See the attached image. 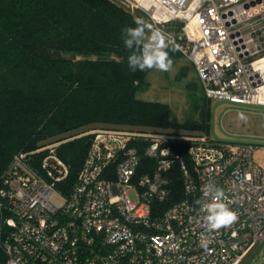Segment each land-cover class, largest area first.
<instances>
[{
    "label": "built area",
    "instance_id": "built-area-1",
    "mask_svg": "<svg viewBox=\"0 0 264 264\" xmlns=\"http://www.w3.org/2000/svg\"><path fill=\"white\" fill-rule=\"evenodd\" d=\"M110 1L174 41L205 98L264 106V32L234 30L254 18L264 29V0ZM87 133L67 192L56 184L69 171L55 153L58 142L38 149L48 150L42 172L19 153L2 174L4 264H237L264 241V143L114 127ZM174 143L184 144L186 158ZM142 155L154 167L139 174ZM174 165L182 195L171 201ZM209 182L238 213L230 227L209 231L195 203Z\"/></svg>",
    "mask_w": 264,
    "mask_h": 264
},
{
    "label": "trees",
    "instance_id": "trees-1",
    "mask_svg": "<svg viewBox=\"0 0 264 264\" xmlns=\"http://www.w3.org/2000/svg\"><path fill=\"white\" fill-rule=\"evenodd\" d=\"M134 17L140 16L110 0H0V186L16 154L25 153L42 172L48 150L38 149L58 142L55 153L69 171L56 184L67 192L88 149L87 131L94 128L188 134L206 129V100L192 102L197 120L173 123L167 104L137 98L150 70L128 67L122 31L136 26ZM170 56L182 55L170 49ZM183 145L172 146L186 158ZM153 167L142 155L138 173ZM170 178L173 201L182 195L175 165ZM3 218L0 210V227Z\"/></svg>",
    "mask_w": 264,
    "mask_h": 264
},
{
    "label": "rangeland",
    "instance_id": "rangeland-1",
    "mask_svg": "<svg viewBox=\"0 0 264 264\" xmlns=\"http://www.w3.org/2000/svg\"><path fill=\"white\" fill-rule=\"evenodd\" d=\"M136 14L146 19L139 12ZM259 26V19L254 18L239 24L234 30L246 34L257 30ZM146 80L147 87L137 93V98L167 104L173 123L183 122L188 116L197 120L198 111L194 105L192 106V102L201 104L206 100L207 127L199 131L200 133H204L212 140L264 143V106L204 98L193 66L183 56L173 58L170 71L150 70ZM241 113L246 119L240 118ZM51 202L59 204L60 197L52 194ZM237 264H264V241L255 245Z\"/></svg>",
    "mask_w": 264,
    "mask_h": 264
},
{
    "label": "clouds",
    "instance_id": "clouds-1",
    "mask_svg": "<svg viewBox=\"0 0 264 264\" xmlns=\"http://www.w3.org/2000/svg\"><path fill=\"white\" fill-rule=\"evenodd\" d=\"M135 27H126L122 31L124 46L129 50L128 67L135 72L145 70L170 71L173 60L170 49L175 50L174 41L167 38L159 27L147 22L142 17H134ZM240 118L246 119L241 113ZM204 199H197L200 212L204 213V221L209 231L230 227L238 219V213L225 202V192L216 184L209 182L203 185Z\"/></svg>",
    "mask_w": 264,
    "mask_h": 264
},
{
    "label": "water",
    "instance_id": "water-1",
    "mask_svg": "<svg viewBox=\"0 0 264 264\" xmlns=\"http://www.w3.org/2000/svg\"><path fill=\"white\" fill-rule=\"evenodd\" d=\"M259 1V0H258ZM252 4H254L253 2H252ZM262 32H264V29H258V30H256V31H253V32H250V35L252 36V37H255V35H259V34H261ZM239 33V31H237V34ZM232 36H233V34H232ZM262 39H264V37H261V40Z\"/></svg>",
    "mask_w": 264,
    "mask_h": 264
},
{
    "label": "crops",
    "instance_id": "crops-1",
    "mask_svg": "<svg viewBox=\"0 0 264 264\" xmlns=\"http://www.w3.org/2000/svg\"><path fill=\"white\" fill-rule=\"evenodd\" d=\"M248 253H249V252H248ZM248 253H247V254H248Z\"/></svg>",
    "mask_w": 264,
    "mask_h": 264
}]
</instances>
